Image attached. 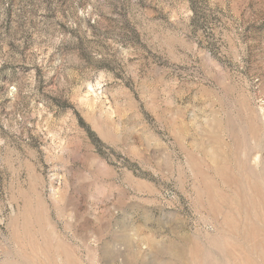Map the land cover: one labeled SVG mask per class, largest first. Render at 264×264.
Here are the masks:
<instances>
[{"label": "rangeland", "instance_id": "374dc122", "mask_svg": "<svg viewBox=\"0 0 264 264\" xmlns=\"http://www.w3.org/2000/svg\"><path fill=\"white\" fill-rule=\"evenodd\" d=\"M0 264H264V0H0Z\"/></svg>", "mask_w": 264, "mask_h": 264}]
</instances>
